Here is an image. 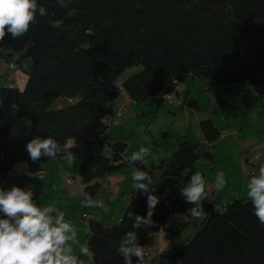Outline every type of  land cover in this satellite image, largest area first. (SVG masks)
<instances>
[{
  "label": "trees",
  "instance_id": "1",
  "mask_svg": "<svg viewBox=\"0 0 264 264\" xmlns=\"http://www.w3.org/2000/svg\"><path fill=\"white\" fill-rule=\"evenodd\" d=\"M38 3L46 7L47 15L37 16L38 23L23 37L8 34L0 42L4 49L0 58L18 68L31 61L25 89L1 88L0 100L5 107H15L17 116L32 120L22 138L12 137L10 123L0 124V181L21 161H27L32 171L40 168L46 157L34 162L26 151L35 137L51 135L62 150L72 139L74 146L66 150L74 153L76 171L87 184L114 173L119 168L116 162L125 164L126 145L110 141L107 132L113 124L104 119L118 113L110 107L119 95L115 86L134 67L139 70L122 84L137 102H163L185 73L211 80L219 101L228 100L231 85L264 95V0H70L68 7H60L56 0ZM50 19L62 20V30L52 28ZM61 98L73 102L54 107ZM171 104L177 106L180 100ZM190 105L199 109L196 101L190 100ZM215 106L226 118L234 114V103L230 109L219 102ZM200 126L206 139L219 138L220 130L211 119L201 120ZM178 146L149 166L134 165L149 173L153 181L149 194L159 197L151 225L133 229L135 221L127 216L128 212L147 216L148 194L142 190H133L119 224L90 220L87 247L94 264H124L117 249L127 231L137 232L141 246L161 230L168 215L187 214L193 207L180 189L196 172L200 153L189 140ZM221 205V211L216 208L215 213L204 211L201 218L189 219L200 221V230L172 257L180 264H264V225L253 214L251 201L234 198Z\"/></svg>",
  "mask_w": 264,
  "mask_h": 264
},
{
  "label": "crops",
  "instance_id": "2",
  "mask_svg": "<svg viewBox=\"0 0 264 264\" xmlns=\"http://www.w3.org/2000/svg\"><path fill=\"white\" fill-rule=\"evenodd\" d=\"M30 66L31 61H27L21 68L13 70L10 69L9 62L0 58V89L18 88L20 91H23L29 79ZM122 79L123 82L127 78L124 77ZM185 87H188L187 82ZM231 87V91L228 94L229 98L228 100H221L222 105L230 109L229 104H238L241 102V100H239L240 98L249 100L253 106L250 114L254 111L256 117L264 119V95H259L254 92L250 93L241 85H231ZM221 90L224 91V89ZM186 96L187 93H185L184 99H186V101L183 103V106H179L183 107L181 120L187 122L186 131L182 130L184 134L182 141L189 140L197 146V149L198 147L201 148L200 152L198 151L200 156L197 158L196 163L199 161V164H196L195 171L203 170V168L205 169L203 170L204 172L201 173L207 178L208 182L206 196L208 199L210 196L211 200L214 199L217 203V201L222 200V197H225L222 192L226 191L229 186H234V183H236V187L234 188H239V192L242 195L239 198H244V196H246V182L254 176L252 174V169H254L255 173L259 172V168L264 165V143L250 146L245 142L242 143L240 139L239 142L241 143L239 146L242 148L243 152H236L237 161L233 160V149H235L234 147L236 144L232 142V139H238L239 136L237 135L240 129L236 122L231 121L240 122L242 117H246L247 113L244 111L243 106L241 109H234L237 113L230 114L227 117L233 118V120L230 121H225L223 115L220 114L221 119L228 127L234 128L227 130V132H222L221 127L215 122V118L209 116V114H200L202 109L199 102L188 99ZM190 100L198 102V110L194 109L191 105L189 106V103H186ZM132 101L135 100L127 93L123 92L117 99L111 102V111L117 113L119 108L123 107L125 112H123L124 110L122 111L123 113L121 112L119 123L109 127V134L107 132L109 136L113 127H121L120 130L124 131L126 128V126L123 125L124 121L129 123L132 120V112L134 110L130 105ZM213 101L215 105L216 101L214 96ZM72 102L73 100L71 99L61 98L54 103V107L60 108ZM203 115L210 117L208 119H211L220 130L219 138L213 140V143L206 140L201 129V120L207 119L203 118ZM5 123H10L12 125L11 135L13 138H22L31 130L32 120L29 116H17L15 107H5L0 100V124ZM120 130H118V132H120ZM251 135L252 133L247 135V137ZM143 137L141 142L134 138V136H130L129 139L122 138V136L117 138H111L110 136V141L113 143H125L126 148L123 153V158L127 160L126 157H130L133 152L138 151L143 145L144 140L147 142H151L152 140L147 134H143ZM176 145L177 144L173 142L170 148L164 150L156 148L146 157L143 165L145 167L149 166L152 161L159 160L161 157L172 153L177 149L176 147L178 146ZM73 146L74 141L69 139L64 148L68 150ZM107 154H113L111 148L107 149ZM203 154H205V156ZM126 163L122 165L120 162H116L119 168H117L114 173L108 174L104 179H102V177L96 178L87 184L83 182L81 176L77 173L75 163L69 166L67 161L62 159L61 156H57L56 159L44 158L40 161V168H38L37 171H32L27 161H21L18 162L11 170V173L1 181L0 188L4 190H10L14 186L31 188L35 193L34 200L38 206L54 204L60 211H63L66 219L71 220L78 229L79 245H74V249L79 255L80 245L87 246L90 238V220H97L109 226L120 223L124 215H122V213L126 210L131 201L132 192L134 190L132 188L131 168ZM215 168L225 173L226 186L222 190H219V192H216L218 189L215 188V176L212 174ZM109 179L110 181L108 183L107 180ZM103 182H107V185L102 186L101 184ZM87 200H95L97 203L93 207H85L83 206V202ZM222 204H226V202H222ZM178 214H175L176 217L170 222L167 228L150 234L145 244L141 245V247L145 248L144 256L147 257L144 264H153V262L159 258H168L169 264H172V260H175L172 257V252L187 243L186 239L180 238L179 232L184 225L190 222L189 219L187 221L181 220ZM112 221L115 222L112 223ZM81 259L84 260V264H94L90 252L87 256H81ZM162 263H164V260Z\"/></svg>",
  "mask_w": 264,
  "mask_h": 264
},
{
  "label": "clouds",
  "instance_id": "3",
  "mask_svg": "<svg viewBox=\"0 0 264 264\" xmlns=\"http://www.w3.org/2000/svg\"><path fill=\"white\" fill-rule=\"evenodd\" d=\"M60 7H68L70 0H56ZM47 15V9L38 0H0V42L6 35L13 39L26 35L33 24L38 23L37 16ZM54 29H61L63 21L49 20ZM0 48V51H3ZM26 151L32 161L42 156L56 159L61 156L69 166L75 163L71 151L62 150L59 142L51 135L48 138L35 137L27 145ZM151 154L150 148L141 146L138 151L126 157L131 168L132 188L147 195V216L128 212L129 219H134L133 229L152 224L153 211L159 203V197L149 194L153 185L149 173L136 168L137 162L144 163ZM208 182L200 171L191 175L190 180L180 191L187 204L193 205L187 214H178L183 221L199 219L204 213L203 201L206 198ZM226 186L225 173L218 171L215 176V188L222 190ZM31 188H0V264H84L81 256L89 255V249L80 245L79 255L74 245H79L78 229L66 219L65 213L54 204L37 205ZM246 196L251 201L254 215L264 225V165L258 175L246 182ZM97 201L83 202L85 207L95 206ZM164 224V223H163ZM162 229V226H161ZM144 249L138 242L137 232L127 231L117 249L124 259V264H133V257L142 264Z\"/></svg>",
  "mask_w": 264,
  "mask_h": 264
},
{
  "label": "rangeland",
  "instance_id": "4",
  "mask_svg": "<svg viewBox=\"0 0 264 264\" xmlns=\"http://www.w3.org/2000/svg\"><path fill=\"white\" fill-rule=\"evenodd\" d=\"M138 70L139 68L136 67L126 70L119 77L120 78L119 81L124 77L128 78L130 75H132L134 72ZM186 82L188 83L187 88L185 87ZM207 83L209 84V86ZM183 87H184V92H183ZM180 91L183 93L180 94V96H178L177 98V100H180L181 102V104L178 106H174L171 103L165 101L163 102L158 101L156 99H147L138 102L132 101L130 103L131 108H134L132 112V120L129 123H126L124 121L123 125L126 126L124 131L120 130L121 127H113L112 130L110 131L111 138H117L119 136H122V138L129 139L130 136H134V138L142 142V138H144L143 134H147L150 136L152 140L151 142H147L146 140H144L142 146L150 148L151 153L156 148H160L162 150L166 148H170L173 142L174 144L175 143L177 144L176 146H178L179 142L180 143L183 142L182 139L184 138V134L182 130L186 131L187 129V122L181 120L183 107H179V106H183V103H185L186 101V99H184L185 93H187L186 98L196 100L199 102L200 107L202 109L200 114H205V115L209 114V116H213L215 118V122L217 123V125L221 127L222 132H227V130L234 129L228 127V125L220 117V114L222 113H219V110L214 108L216 107L215 105L217 104V102L221 104L222 102L214 97L216 101V104L214 105L211 80L208 81L205 80L204 78L191 77L187 73H185L183 74L182 77V86L180 87ZM220 93L222 94V92ZM239 100H241V102H239L238 104H234V109H241V107L243 106L244 111L247 113V115L245 118L242 117L240 122L231 121V122H236V124L239 125V129H240L237 135L239 136L238 139L237 138L232 139V142L236 144L234 147L235 149H233L234 161H237V153L243 152L242 148H240L239 146V144L241 143L239 142V139L240 141H242V143L245 142L250 146H255L259 143H264V119H260L256 117L254 111L252 114H250V112H252L253 106L249 100H244L242 98H240ZM186 103L188 104L189 101H187ZM123 112H125V110ZM233 112L236 113L235 110H233ZM205 115H203L204 116L203 118H210V117H206ZM223 118L225 121L233 120V118L231 117L226 118L224 115ZM118 130H120V132H118ZM251 133L252 135L247 137V135H250ZM200 149L201 148L198 147L199 152ZM196 164H199V161L197 163L195 161L194 163L195 169H196ZM203 170L205 169L203 168ZM203 170H200V172H204ZM218 171L219 169L215 168L212 171V174L216 176ZM258 173L259 172L255 173L254 169H252L253 175H258ZM107 181L109 183L110 179ZM234 187H236V183H234V186H229L226 191L222 192V194H224L225 197H222V200L217 201L216 205L218 209L222 208L221 205L222 202L230 203L231 200H233L234 198H239L242 196L239 192V188H234ZM216 192H219V190H216ZM245 197L247 196H244V198ZM209 199L210 201H215L214 199L211 200L210 196ZM124 212L122 213V215L124 214ZM114 222L115 221H112V223ZM200 227H201V223L198 220L194 222H190L187 225H184L181 231L179 232L180 238H184L186 239V242H188L200 230ZM163 260L164 263H162ZM172 261H173L172 264H180L179 261L177 260H172ZM153 264H169V259L159 258L156 261H154Z\"/></svg>",
  "mask_w": 264,
  "mask_h": 264
},
{
  "label": "built area",
  "instance_id": "5",
  "mask_svg": "<svg viewBox=\"0 0 264 264\" xmlns=\"http://www.w3.org/2000/svg\"><path fill=\"white\" fill-rule=\"evenodd\" d=\"M9 66H10V69H13V70L19 69L14 63H9ZM179 93H180V87H177L174 92L165 94L163 96V101L168 102V103H177L178 102L177 98H178V94ZM118 116H119L118 113L116 115H112V116L109 115V116L105 117L104 121L108 125L117 123ZM1 181H2V179H1ZM1 181H0V184H1ZM101 185L102 186L103 185L105 186V185H107V182H103ZM216 208H217V205H216ZM219 210L221 211V210H223V208H220ZM175 217H176L175 214L168 215L167 218H166V220H165V222H164V224L162 225V229L167 228L169 226L170 222ZM146 258H147L146 256H143L142 263H144L146 261Z\"/></svg>",
  "mask_w": 264,
  "mask_h": 264
},
{
  "label": "bare ground",
  "instance_id": "6",
  "mask_svg": "<svg viewBox=\"0 0 264 264\" xmlns=\"http://www.w3.org/2000/svg\"><path fill=\"white\" fill-rule=\"evenodd\" d=\"M188 75L189 76H191V77H193L192 76V73H188ZM123 80V79H122ZM122 80L121 81H119L118 83H117V85L115 86V91L116 92H118L119 93V95L121 94V93H123V92H125V93H127L126 91H125V89H124V87H123V84H122ZM194 82V81H193ZM208 84V83H207ZM176 88L177 87H181L182 86V79H181V81L180 82H177L176 83ZM208 86H209V84H208ZM118 95V96H119ZM124 110V108L123 107H121V108H119V111H118V113H119V117H120V114H121V112ZM113 115V114H112ZM112 115H110V116H112ZM120 118H118V120H119ZM206 138V137H205ZM208 142H212L213 140H208V139H206Z\"/></svg>",
  "mask_w": 264,
  "mask_h": 264
},
{
  "label": "water",
  "instance_id": "7",
  "mask_svg": "<svg viewBox=\"0 0 264 264\" xmlns=\"http://www.w3.org/2000/svg\"><path fill=\"white\" fill-rule=\"evenodd\" d=\"M202 203H203L204 211L208 212L209 214L216 212V206L213 201H210L205 198V200Z\"/></svg>",
  "mask_w": 264,
  "mask_h": 264
}]
</instances>
